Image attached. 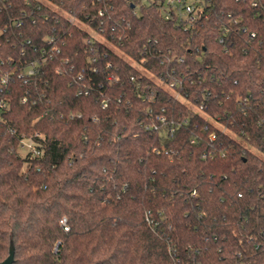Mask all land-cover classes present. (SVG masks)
Wrapping results in <instances>:
<instances>
[{
  "label": "trees",
  "instance_id": "16d2710c",
  "mask_svg": "<svg viewBox=\"0 0 264 264\" xmlns=\"http://www.w3.org/2000/svg\"><path fill=\"white\" fill-rule=\"evenodd\" d=\"M257 1L212 0L189 32L146 0H8L0 264L11 241L13 264H264ZM51 35L60 52L24 81Z\"/></svg>",
  "mask_w": 264,
  "mask_h": 264
},
{
  "label": "built area",
  "instance_id": "2783aa9c",
  "mask_svg": "<svg viewBox=\"0 0 264 264\" xmlns=\"http://www.w3.org/2000/svg\"><path fill=\"white\" fill-rule=\"evenodd\" d=\"M146 1L157 2L158 4H160L161 9L163 10V13L167 19H173L174 21H176V23H178V25H181L185 30L189 32H194L198 27V23L200 19L207 18L212 11L211 10L212 0H146ZM252 1L254 5L258 4L257 0H252ZM7 2L8 0H0V12L4 11L6 8L9 7L10 4ZM106 12H107L106 8L100 9L98 15L103 16L106 14ZM30 13L31 14L29 18L32 19L31 21L33 23H35L37 17L34 15L33 11H31ZM61 13L66 17L71 18V20H74V17L70 16V14L65 10L62 9ZM135 13H137V11H135ZM23 15H25L26 17L27 13L24 11ZM44 17L45 19H48V15L45 14ZM88 18H89L88 16L84 15L85 20H88ZM10 22L12 24H15L16 26H21L24 23V19L10 18ZM3 30H5V28H3ZM251 36L254 37L255 33L252 32ZM221 41H224V39L221 38ZM46 45L47 46H44L41 50L42 52L41 56L36 57L35 59L29 61V63L20 72L19 76L23 78L24 81H27L30 77L37 75L41 71L44 64L47 63L48 60L52 59L56 53L60 52V44L56 35H51L47 37ZM57 70L60 73L62 72V69L60 67H58ZM7 80H8V76L4 78L3 82H7ZM170 85L174 86L175 82H172ZM2 90L3 88L1 89V91ZM26 100H27L26 97L22 98V102H25ZM7 107H8V103L5 100H0V108L2 109ZM160 119L165 120V117L160 116ZM36 136L42 137L41 133H36ZM20 147L29 150L36 156H39L41 154V149L37 146V143L34 141L32 137H27L23 135L21 138ZM204 156H206V154ZM62 222L66 223L67 222L66 218H64ZM65 229L68 230V227H66Z\"/></svg>",
  "mask_w": 264,
  "mask_h": 264
},
{
  "label": "water",
  "instance_id": "95a60500",
  "mask_svg": "<svg viewBox=\"0 0 264 264\" xmlns=\"http://www.w3.org/2000/svg\"><path fill=\"white\" fill-rule=\"evenodd\" d=\"M15 259V245L13 241H11L10 244V250H9V255L8 257L2 262V264H13Z\"/></svg>",
  "mask_w": 264,
  "mask_h": 264
},
{
  "label": "rangeland",
  "instance_id": "374dc122",
  "mask_svg": "<svg viewBox=\"0 0 264 264\" xmlns=\"http://www.w3.org/2000/svg\"><path fill=\"white\" fill-rule=\"evenodd\" d=\"M82 26H85L84 24H82ZM96 35V34H95ZM97 36V35H96Z\"/></svg>",
  "mask_w": 264,
  "mask_h": 264
}]
</instances>
